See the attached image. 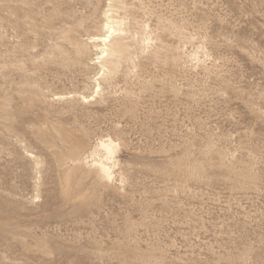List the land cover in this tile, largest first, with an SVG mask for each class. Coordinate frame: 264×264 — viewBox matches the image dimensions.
Instances as JSON below:
<instances>
[{
  "label": "rangeland",
  "instance_id": "obj_1",
  "mask_svg": "<svg viewBox=\"0 0 264 264\" xmlns=\"http://www.w3.org/2000/svg\"><path fill=\"white\" fill-rule=\"evenodd\" d=\"M0 264H264V0H0Z\"/></svg>",
  "mask_w": 264,
  "mask_h": 264
},
{
  "label": "bare ground",
  "instance_id": "obj_2",
  "mask_svg": "<svg viewBox=\"0 0 264 264\" xmlns=\"http://www.w3.org/2000/svg\"><path fill=\"white\" fill-rule=\"evenodd\" d=\"M109 11H106L103 15L104 17V25L101 27V32L104 34L96 35L95 38H90L92 47L95 53V59L91 61H96L101 66V71L108 70L113 71L117 68L119 60L121 57L126 54L127 44L124 43L123 38L119 35V28L117 22L114 21L112 17L108 15ZM80 44L75 45V51L79 59L82 55H84L85 50L84 47ZM76 56V55H75ZM78 59V60H79ZM76 60V59H75ZM77 61V60H76ZM75 63H78L75 62ZM80 63V62H79ZM96 88H99L96 85ZM76 142V141H75ZM81 142V141H80ZM78 143V142H77ZM76 143V144H77ZM98 147L105 153L104 160L96 161L93 158V154L96 153L97 147H94L92 153L86 156L84 159L78 161V155L83 145H72L68 152V158L75 163V170L79 171V167L77 168L79 163L87 164L86 161L89 159L88 163L91 162L93 173L95 174V178L99 183H104L106 180H110L111 178V166L110 164L113 162V156L116 153L117 145L111 139L100 140ZM85 161V163H84ZM177 167H182V163L180 161L174 163ZM74 169V168H73ZM186 176H192L194 172H184Z\"/></svg>",
  "mask_w": 264,
  "mask_h": 264
}]
</instances>
